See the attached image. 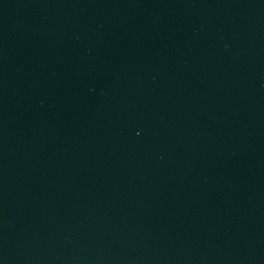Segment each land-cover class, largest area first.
Segmentation results:
<instances>
[{"label": "water", "instance_id": "obj_1", "mask_svg": "<svg viewBox=\"0 0 264 264\" xmlns=\"http://www.w3.org/2000/svg\"><path fill=\"white\" fill-rule=\"evenodd\" d=\"M0 264H264V0H0Z\"/></svg>", "mask_w": 264, "mask_h": 264}]
</instances>
